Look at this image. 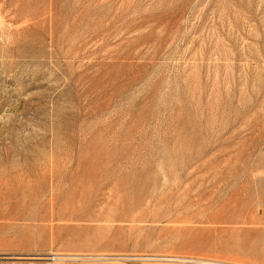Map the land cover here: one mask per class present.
Returning <instances> with one entry per match:
<instances>
[{"label":"rangeland","instance_id":"1","mask_svg":"<svg viewBox=\"0 0 264 264\" xmlns=\"http://www.w3.org/2000/svg\"><path fill=\"white\" fill-rule=\"evenodd\" d=\"M28 256L264 264V0H0V260Z\"/></svg>","mask_w":264,"mask_h":264},{"label":"bare ground","instance_id":"2","mask_svg":"<svg viewBox=\"0 0 264 264\" xmlns=\"http://www.w3.org/2000/svg\"><path fill=\"white\" fill-rule=\"evenodd\" d=\"M4 257V256H3ZM57 259V258H56ZM9 260H12V261H29V260H32V261H37V260H40V259H37V258H31V257H24V258H20V259H16V258H7V259H3V260H0L1 262H5V261H9ZM12 261H10L12 263ZM54 262H59V260H53ZM31 263V262H30ZM32 264V263H31Z\"/></svg>","mask_w":264,"mask_h":264},{"label":"built area","instance_id":"3","mask_svg":"<svg viewBox=\"0 0 264 264\" xmlns=\"http://www.w3.org/2000/svg\"><path fill=\"white\" fill-rule=\"evenodd\" d=\"M0 264H31V263H29V262H19V263H17V262H10V261H7V262H1L0 261Z\"/></svg>","mask_w":264,"mask_h":264}]
</instances>
